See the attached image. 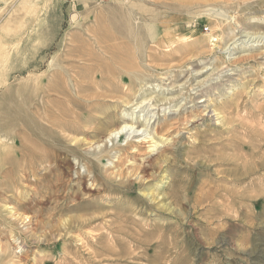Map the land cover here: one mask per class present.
<instances>
[{
	"label": "rangeland",
	"instance_id": "rangeland-1",
	"mask_svg": "<svg viewBox=\"0 0 264 264\" xmlns=\"http://www.w3.org/2000/svg\"><path fill=\"white\" fill-rule=\"evenodd\" d=\"M0 264H264V0H0Z\"/></svg>",
	"mask_w": 264,
	"mask_h": 264
},
{
	"label": "bare ground",
	"instance_id": "bare-ground-1",
	"mask_svg": "<svg viewBox=\"0 0 264 264\" xmlns=\"http://www.w3.org/2000/svg\"><path fill=\"white\" fill-rule=\"evenodd\" d=\"M113 14L114 13H112V16H113ZM116 19V18H115ZM230 75V74H229ZM233 75V74H232ZM219 77V76H218ZM222 77V76H221ZM217 78V77H216ZM220 78V77H219ZM231 79V78H230ZM223 80V79H222ZM212 82V81H211ZM229 82V81H228ZM225 83V82H224ZM215 86V85H214ZM215 89V88H214ZM199 93V92H198ZM201 93V92H200ZM209 97V96H208ZM206 100L204 99V100H201L199 103L201 104V102L203 103V102H205ZM148 103V102H147ZM203 107V106H202ZM193 108H195V107H193ZM204 109H205V107H204ZM150 113V112H149ZM120 120V119H119ZM186 120V119H185ZM30 123V122H29ZM10 124V123H9ZM177 124V123H176ZM127 127L125 126V127H121L120 128V130H117V131H113V132H111L110 134H109V137L112 139V140H116L117 138H119V137H121V135H127L128 137H130V136H132V140L134 139V141L135 142H132L133 144H135V145H137V143H140V144H151V142L150 141H147L146 140V135H144L143 133H140V129H138V131H135V130H131L132 128L131 127H128L127 129H126ZM151 129V128H150ZM94 135V134H93ZM99 143H100V141H99ZM98 144V143H97ZM132 144V145H133ZM128 145H130V144H128ZM132 145H130V146H132ZM98 146V145H97ZM113 146V145H112ZM149 147L147 148V149H152L153 148V150H149V153L151 152H153L154 150H156L155 148H156V142H154L153 143V147L151 146V145H148ZM99 147V146H98ZM139 147V146H138ZM100 148V147H99ZM106 148L107 147H105V151H106ZM131 148H135L136 149V147H134V146H132ZM101 149H102V147H101ZM100 149V150H101ZM118 149V148H117ZM112 150V149H111ZM102 151V150H101ZM110 151V150H109ZM119 151V150H118ZM117 151V152H118ZM104 152V151H103ZM120 152V151H119ZM133 153H135V151L133 152ZM103 154V153H102ZM105 154V153H104ZM112 155H114V154H112ZM140 155V154H139ZM98 157V156H97ZM94 158H95V156H94ZM115 158V157H114ZM134 158V157H133ZM133 160V159H132ZM28 165V164H27ZM90 168V167H89ZM30 170H31V168H30ZM156 192V191H155ZM149 197H151L150 195H149ZM38 224V223H37ZM83 244V243H82Z\"/></svg>",
	"mask_w": 264,
	"mask_h": 264
},
{
	"label": "built area",
	"instance_id": "built-area-1",
	"mask_svg": "<svg viewBox=\"0 0 264 264\" xmlns=\"http://www.w3.org/2000/svg\"><path fill=\"white\" fill-rule=\"evenodd\" d=\"M207 30V29H206Z\"/></svg>",
	"mask_w": 264,
	"mask_h": 264
}]
</instances>
